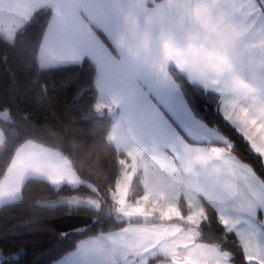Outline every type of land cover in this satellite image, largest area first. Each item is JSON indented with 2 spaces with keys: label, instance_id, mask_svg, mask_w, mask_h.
<instances>
[{
  "label": "snow or ice",
  "instance_id": "snow-or-ice-1",
  "mask_svg": "<svg viewBox=\"0 0 264 264\" xmlns=\"http://www.w3.org/2000/svg\"><path fill=\"white\" fill-rule=\"evenodd\" d=\"M0 48L41 98L79 69L99 125L0 103V205L39 186L93 217L61 238L98 229L54 264H264V0H0Z\"/></svg>",
  "mask_w": 264,
  "mask_h": 264
},
{
  "label": "trees",
  "instance_id": "trees-1",
  "mask_svg": "<svg viewBox=\"0 0 264 264\" xmlns=\"http://www.w3.org/2000/svg\"><path fill=\"white\" fill-rule=\"evenodd\" d=\"M28 71L22 57L13 54L5 57L4 49L0 48V103L30 108L42 123L45 119L49 123H56L58 118L71 114L72 123L77 129L91 132L99 126L95 121L81 119V108L86 101L77 95L75 80L83 75L79 69L42 77L41 84L46 82L49 86L48 94L43 98L34 95L32 89L20 85ZM203 111L209 119H214V105L211 109L204 105ZM225 132H228L227 128ZM239 148L241 152H247L243 142ZM254 162L258 166L263 161ZM2 177L0 173V180ZM114 180L115 177L113 185ZM57 199L56 195L34 186L32 194L26 196L23 203L0 206V264H54V261L73 251L79 241L95 234L98 229L84 232L83 235H70L67 239L61 238L62 232L83 231L93 217L88 213H79L69 219L68 208L53 205ZM69 224H73L74 229L70 230Z\"/></svg>",
  "mask_w": 264,
  "mask_h": 264
},
{
  "label": "crops",
  "instance_id": "crops-1",
  "mask_svg": "<svg viewBox=\"0 0 264 264\" xmlns=\"http://www.w3.org/2000/svg\"><path fill=\"white\" fill-rule=\"evenodd\" d=\"M263 162H264V161H263ZM2 179H3V177H2ZM2 179H1V180H2ZM0 206H1V205H0ZM87 238H88V237H87ZM87 238H85V239H87ZM85 239H83V240H85ZM73 251H74V250H73ZM71 252H72V251H71ZM64 257H66V255H65ZM64 257H63V258H64ZM61 259H62V258H61Z\"/></svg>",
  "mask_w": 264,
  "mask_h": 264
}]
</instances>
